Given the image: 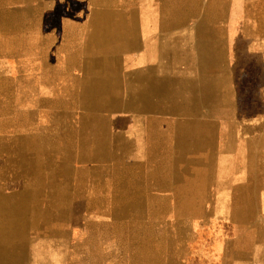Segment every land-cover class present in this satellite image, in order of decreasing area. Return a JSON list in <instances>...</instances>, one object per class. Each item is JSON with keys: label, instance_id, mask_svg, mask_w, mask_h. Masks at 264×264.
Returning a JSON list of instances; mask_svg holds the SVG:
<instances>
[{"label": "crops", "instance_id": "0c3cea01", "mask_svg": "<svg viewBox=\"0 0 264 264\" xmlns=\"http://www.w3.org/2000/svg\"><path fill=\"white\" fill-rule=\"evenodd\" d=\"M123 254L264 264V0H0V264Z\"/></svg>", "mask_w": 264, "mask_h": 264}, {"label": "rangeland", "instance_id": "374dc122", "mask_svg": "<svg viewBox=\"0 0 264 264\" xmlns=\"http://www.w3.org/2000/svg\"><path fill=\"white\" fill-rule=\"evenodd\" d=\"M226 6H228V5H226ZM230 210L231 209H227V208L221 210L220 214L225 220L226 219H230ZM201 230L204 231V232H207V233H216L218 238L224 237V240H216V241H212V242H215V243L223 242V245H224L223 246V249H224L223 250V255L225 257H227V255H228V253L230 251V239H231V233L233 231L232 224L223 223V222H217V223H213V224H208V225L202 226ZM203 242H207L209 244L211 243V241H209V240L203 241ZM113 243L124 244V245H119L118 246L119 249L121 248V251H123L124 249L127 248L128 251L130 252V251L135 249L136 241H134V240L118 241L116 239H113ZM125 244L126 245L128 244V245L125 246ZM226 244H228V246H226ZM209 247L207 248L208 251L211 250V248H209ZM176 252H178L180 254L183 253L182 251H175V249H173L172 255L175 254ZM161 258L166 259L167 256H164V257H161ZM150 259H151V256H136V255H131V254H128V255L127 254L113 255L112 256V264H139L137 262H141V261H144V264H150L151 263ZM224 261H225V259H224ZM142 264H143V262H142ZM161 264H163V263H161Z\"/></svg>", "mask_w": 264, "mask_h": 264}, {"label": "bare ground", "instance_id": "6f19581e", "mask_svg": "<svg viewBox=\"0 0 264 264\" xmlns=\"http://www.w3.org/2000/svg\"><path fill=\"white\" fill-rule=\"evenodd\" d=\"M224 6H226L225 4H224ZM223 8V7H222ZM226 8V7H225ZM214 10V9H213ZM215 12V11H214ZM213 13V12H212ZM218 13V12H217ZM216 14V13H215ZM216 16V15H215ZM216 17H218V16H216ZM216 49V48H215ZM208 52H209V50H208ZM209 53H211V52H209ZM211 55V54H210ZM208 59V58H207ZM208 61V60H207ZM209 66V65H208ZM215 66H217V65H215ZM212 70V69H211ZM216 76V75H215ZM209 77V76H208ZM136 79V78H135ZM212 80L213 79H211L210 81L212 82ZM136 81V80H135ZM205 88V87H204ZM176 90H178V89H176ZM210 91V90H209ZM177 92V91H176ZM207 92V91H206ZM135 106H137V105H135ZM136 109V108H135ZM246 217V216H245ZM241 221V220H240ZM242 224H243V222H242ZM241 224V225H242ZM235 247V246H234ZM234 249V248H233ZM240 251V250H239Z\"/></svg>", "mask_w": 264, "mask_h": 264}]
</instances>
